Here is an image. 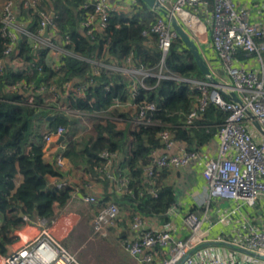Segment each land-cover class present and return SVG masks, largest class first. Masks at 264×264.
I'll return each mask as SVG.
<instances>
[{
	"label": "built area",
	"instance_id": "built-area-1",
	"mask_svg": "<svg viewBox=\"0 0 264 264\" xmlns=\"http://www.w3.org/2000/svg\"><path fill=\"white\" fill-rule=\"evenodd\" d=\"M157 1L166 14L163 15L159 7H148L154 21L148 29L142 31L145 43L151 44L152 36L157 37V46L161 50L157 70L133 66L130 56L121 64L108 56H94L83 58L90 64V73L83 80L73 78L57 86L50 79L39 83L37 87L21 80L8 89L24 91L29 105H34V94L39 95L44 103L35 106L45 108L49 114L63 113L67 118H72L75 121L73 129L77 120L99 121L101 125L106 122L128 124L129 134L140 126H157L160 122L150 114L155 110V104L136 102L135 98L139 87L145 86L144 79L148 76L177 79L162 73L165 54L171 41L178 37L170 24V18L175 17L198 46L211 75L218 80L214 84L206 76L198 80L179 78L191 83L198 92V100L187 114L185 126H191L209 103L227 113L217 127L216 154L205 157L202 163L201 176L206 190L199 198L197 207L203 209H188L182 214V222L188 234L175 237L173 224L169 221L161 227L146 226L144 216L128 211L125 213L130 214L129 226L127 233H124L120 225L123 211L118 203L112 199L103 202L102 197L89 192L79 194L92 186L90 180L75 185L68 178H60L52 186L57 190L68 189L70 193L79 194L82 201L95 205L92 233L104 236L114 229L120 245L138 264H264L261 257L264 255V0L256 3L249 0H211V9L207 8L205 0ZM90 4L92 9L85 13L80 22L82 34L88 37H92L97 30H104L111 13L129 14L136 1L91 0ZM26 7L34 9L38 14V24L34 29L29 26L31 15L24 12ZM80 7L86 9L87 4ZM192 17L199 26L193 25ZM55 19L54 11L45 0H5L1 7L0 31L6 44L0 58V68L5 63L4 58L14 54L15 58L11 62L9 60L13 67L26 71L35 68L41 72V66L37 65L39 52L35 50L43 47L48 51L51 68L57 77L61 72L63 56L78 55L67 48L69 36L59 32ZM25 38L29 39L32 49H35L30 62H25L20 55L19 44ZM117 72L126 81L127 97L125 103L116 100L113 106L120 110L123 106L127 107L129 111H125V115H112L109 109L85 110L71 107L65 100H61L63 103L56 99L59 93L83 98L88 94V88L95 84L94 77ZM111 85L109 82L103 87L108 90ZM231 93H235L240 102L225 96ZM256 123L263 132L256 127ZM87 126L91 128L88 123ZM66 132L62 125L47 128L41 141L46 145L54 137L63 136ZM159 138L163 148L150 153L149 164L145 167L146 176L150 180H153L158 170L181 168L200 154V150H172L177 140L166 129L159 132ZM101 156L105 162L99 171L117 193L129 192L127 176L120 169V163L112 167L117 153L103 151ZM54 162L61 167L63 153H59ZM176 209L173 204L168 213ZM40 221L45 225V219L40 218ZM216 224L224 228L216 236H208ZM0 264L83 263L43 227L18 249L7 254L0 253Z\"/></svg>",
	"mask_w": 264,
	"mask_h": 264
},
{
	"label": "trees",
	"instance_id": "trees-1",
	"mask_svg": "<svg viewBox=\"0 0 264 264\" xmlns=\"http://www.w3.org/2000/svg\"><path fill=\"white\" fill-rule=\"evenodd\" d=\"M48 7L54 11L56 24L61 34L69 36L67 48L78 55H64L61 72L51 68V59L46 48L32 49L28 38L21 40L20 55L22 59L32 61L34 50L39 52L41 72L33 68L30 71L13 67L11 60L14 54L4 58V65L0 68V253H5V246L12 239V231L21 226L26 219L39 217L52 219L57 210L62 208L70 198V190H57L47 182L48 175L59 176L53 165L44 161L42 143H39L47 128L62 125L66 129L68 139H72V118L51 113L35 105L43 104V99L34 94L32 103H26L24 91L13 89L18 81L31 82L36 87L45 80H53L57 86L69 79L83 80L90 73V64L83 58L94 56L111 57L120 64L128 56L131 64L146 70H157L161 57V50L157 46L156 35L152 36L151 44L145 43L142 31L148 29L154 21L148 6L141 0L129 13L114 12L107 19L104 30H97L92 37L81 32V20L85 13L92 9L91 0H45ZM208 9L212 1L205 0ZM87 4L86 9L80 6ZM24 12L31 15L29 26L34 29L38 24V14L32 8H25ZM1 28V21H0ZM5 39L0 31V58L5 48ZM240 54L239 56H242ZM10 60V62H9ZM162 73L173 75L175 78L148 76L144 79V87H139L136 102L145 101L155 104L151 115L160 122L157 126H140L128 133L125 128H116L110 135L102 134L99 121H94L95 134L88 138L81 147L85 166L91 174H102L99 169L105 162L101 156L103 151L120 152L125 146L128 154L120 163L128 180L129 192L117 193L112 199L121 208L130 213L137 212L142 216H154L162 223L170 219L168 210L177 199L175 189L164 182L167 168L158 170L150 180L146 176L145 167L149 164L150 153L162 150L163 144L159 132L168 130L175 140L183 143L187 151H198L215 138L218 125L224 121L227 113L212 103L200 111L191 126H185L187 114L194 108L198 100V92L191 83L179 78L202 79L199 67L192 54L184 46L179 37L174 38L168 48ZM94 85L88 88V94L83 97L57 94L56 99L65 100L71 107L85 110H107L112 115H125V110L113 106L118 100L125 103L127 87L124 77L120 73L100 74L94 77ZM111 82L106 90L104 85ZM50 116H53L50 118ZM75 143V142H74ZM70 151L73 144H70ZM21 175V181L15 185V178ZM110 182L104 174L101 175ZM155 193V195H154ZM103 202L108 201L105 198ZM191 210L201 211L202 207L191 206ZM22 213V215H21ZM130 215V214H129ZM24 217L26 219H24Z\"/></svg>",
	"mask_w": 264,
	"mask_h": 264
},
{
	"label": "crops",
	"instance_id": "crops-1",
	"mask_svg": "<svg viewBox=\"0 0 264 264\" xmlns=\"http://www.w3.org/2000/svg\"><path fill=\"white\" fill-rule=\"evenodd\" d=\"M113 1L114 0H112V2ZM237 1L242 2L246 0ZM249 1L254 3L258 2V0ZM2 2L3 0H0V17ZM192 20L195 22L194 25L199 26L197 21L194 19ZM122 110H125L126 112L129 111L125 106L122 107ZM101 127L102 134L105 136L110 135L116 128H125L126 130L129 128L128 124L118 125L111 122H106ZM71 141L72 139H68V135L66 133L63 136L54 137L52 141L46 145H43L42 141L39 140V143H42L44 161L52 164L55 172L59 175H48V185L51 186L60 178H68L75 185L86 180H90L92 186L85 189V191H81L79 194L89 192L98 197L105 198L106 200L113 197V195H116L117 191L113 189V185L110 182L101 176L102 174L99 175V173H95L93 175L87 170L81 153V147L86 141H83L81 145L80 143H76L77 141L75 137L73 138L75 143ZM69 143L74 145L72 148L73 150L71 151ZM217 145L218 143L215 137L203 146L200 149V154L192 158L188 164L181 168L168 169L164 182L172 186L177 195V199L174 202V206L177 209L173 213L167 214L170 218L168 221L173 224V235L175 237H183L188 234V229L182 222V214L186 210L190 209L191 206H197L199 204V198L206 190L205 181L201 176L202 163L205 157H211L216 154ZM183 147V143L177 141L172 150H177ZM59 153H63V165H61V167L57 166L54 162ZM127 154L128 148L125 146L122 151L117 153L116 158L112 162V167L121 163ZM20 181L21 175L18 174L15 178V185H18ZM79 194L70 193V198L66 204L57 210L55 216L52 219L47 220L45 225H43L39 217H33L30 219L25 218V222L12 231L13 239L6 244L4 254L18 249L26 241L33 238L43 227H46L51 235L58 239L67 249L73 248L71 247V244L77 245L75 241L81 242L86 238H91L92 222L96 206L82 201ZM221 204L223 205L224 202ZM122 211L123 215L120 225L122 226L124 233H127L129 215L125 213L127 211L126 208H122ZM144 223L146 226L151 227H161L163 225V223L154 216H144ZM221 228H224L221 224L214 225L210 229L208 236H216L220 233ZM107 235L117 239L114 229H111L110 232L104 236ZM132 259L136 262L133 257Z\"/></svg>",
	"mask_w": 264,
	"mask_h": 264
},
{
	"label": "rangeland",
	"instance_id": "rangeland-1",
	"mask_svg": "<svg viewBox=\"0 0 264 264\" xmlns=\"http://www.w3.org/2000/svg\"><path fill=\"white\" fill-rule=\"evenodd\" d=\"M4 1L5 0H3V2ZM87 123L91 128H87ZM92 123V120H77V124H75V128L72 132L76 134V143H80L81 145L83 141H87L88 138L95 134V129L93 127L95 123ZM93 235L92 233L91 238H86L81 242L75 241L77 245L71 244L73 248L69 249V251L73 252L83 264H137L120 245L117 239L110 235Z\"/></svg>",
	"mask_w": 264,
	"mask_h": 264
},
{
	"label": "water",
	"instance_id": "water-1",
	"mask_svg": "<svg viewBox=\"0 0 264 264\" xmlns=\"http://www.w3.org/2000/svg\"><path fill=\"white\" fill-rule=\"evenodd\" d=\"M143 3H145L149 8H157L158 6V1L157 0H141ZM160 8V12L165 15V9L162 7ZM170 24L172 26V28L176 31L179 39H181V41L183 42L184 46L189 50V52L192 54L197 66L199 67L201 73L203 76H206L207 79L212 82V83H218V80L215 79L211 73H210V69L206 63V61L204 60L203 56L200 54L198 46L196 45V43L193 41V39L189 36L188 32L177 22L175 17L170 18ZM219 73L222 74V71L219 70ZM225 96L229 99H232L233 101H237L240 102V100L238 99V97L235 95V93H231V94H225ZM60 116H64L66 117V115H64L63 113H59ZM53 116H50V118H52ZM256 127L263 132V129L260 127V125H258L256 123ZM22 215V213H21ZM264 259V255L261 256Z\"/></svg>",
	"mask_w": 264,
	"mask_h": 264
},
{
	"label": "bare ground",
	"instance_id": "bare-ground-1",
	"mask_svg": "<svg viewBox=\"0 0 264 264\" xmlns=\"http://www.w3.org/2000/svg\"><path fill=\"white\" fill-rule=\"evenodd\" d=\"M184 15V13H182ZM192 19H194L196 21V19L194 17H192ZM193 21V20H192ZM195 24V22L193 21V25Z\"/></svg>",
	"mask_w": 264,
	"mask_h": 264
}]
</instances>
